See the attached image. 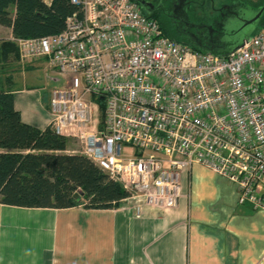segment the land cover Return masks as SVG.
I'll return each instance as SVG.
<instances>
[{
    "label": "built area",
    "instance_id": "2783aa9c",
    "mask_svg": "<svg viewBox=\"0 0 264 264\" xmlns=\"http://www.w3.org/2000/svg\"><path fill=\"white\" fill-rule=\"evenodd\" d=\"M70 2L78 11L60 33L16 40L20 60L64 80L50 125L121 185L123 206L175 208L181 175L201 165L264 211V24L217 56L165 36L134 0Z\"/></svg>",
    "mask_w": 264,
    "mask_h": 264
},
{
    "label": "crops",
    "instance_id": "0c3cea01",
    "mask_svg": "<svg viewBox=\"0 0 264 264\" xmlns=\"http://www.w3.org/2000/svg\"><path fill=\"white\" fill-rule=\"evenodd\" d=\"M30 65L50 69L42 60ZM10 86L22 121L47 128L51 93ZM0 264H264V211L239 205L231 183L193 165L165 213L0 204Z\"/></svg>",
    "mask_w": 264,
    "mask_h": 264
},
{
    "label": "trees",
    "instance_id": "16d2710c",
    "mask_svg": "<svg viewBox=\"0 0 264 264\" xmlns=\"http://www.w3.org/2000/svg\"><path fill=\"white\" fill-rule=\"evenodd\" d=\"M246 4L254 11L264 0ZM77 11L70 0H0V26L11 30V38H0V68L20 59L16 40L58 34L66 18ZM149 17L158 21L165 36L180 42L156 16ZM263 24L264 15L254 33ZM12 82L8 76L0 84V204L49 209L122 207L127 193L121 185L87 157L68 153V139L51 125L39 130L22 121L9 90ZM95 101L103 111V100Z\"/></svg>",
    "mask_w": 264,
    "mask_h": 264
},
{
    "label": "flooded vegetation",
    "instance_id": "af4514ba",
    "mask_svg": "<svg viewBox=\"0 0 264 264\" xmlns=\"http://www.w3.org/2000/svg\"><path fill=\"white\" fill-rule=\"evenodd\" d=\"M143 1L152 4L150 15L161 20V24L165 19L170 21L166 25L169 35L201 52L221 46V40L231 37L253 12L244 0ZM205 9L207 13L198 15L199 10Z\"/></svg>",
    "mask_w": 264,
    "mask_h": 264
},
{
    "label": "rangeland",
    "instance_id": "374dc122",
    "mask_svg": "<svg viewBox=\"0 0 264 264\" xmlns=\"http://www.w3.org/2000/svg\"><path fill=\"white\" fill-rule=\"evenodd\" d=\"M215 1H217V0H215ZM245 1L250 3V4H256L259 2V0H245ZM167 8H168V5H167ZM203 11L204 12L199 10L198 15H202V13H207V9H205ZM248 15L249 14H247V16ZM164 23H165V25H164ZM164 23L162 22V24L166 30V25L169 24L170 21L168 19H165ZM9 37H10L9 31L5 28L2 29L0 32V38L9 39ZM36 61H38V60H36ZM32 68H34V67H31L30 61L29 62H23L20 59L16 63H12V64H9L8 66L0 68V84H2L1 82H4V80L8 76H10L14 80L12 87L19 88V87H22L25 85H27V87H38L42 90L44 96H46V97L53 90L61 89L62 87H64V85H65L64 80L61 79L60 76H58L56 74V72H54L51 69H48V67H44V69L41 68L38 70L37 69L31 70ZM68 149H69L68 153L79 154L80 145H79L78 141L69 139ZM125 152L128 153V150H125ZM181 178H182V175H181Z\"/></svg>",
    "mask_w": 264,
    "mask_h": 264
},
{
    "label": "water",
    "instance_id": "95a60500",
    "mask_svg": "<svg viewBox=\"0 0 264 264\" xmlns=\"http://www.w3.org/2000/svg\"><path fill=\"white\" fill-rule=\"evenodd\" d=\"M136 1L147 15H150L152 13V4L149 2H144L143 0H134ZM264 15V4L259 7L257 10H254L252 14L249 15L247 20H243L242 26L239 30L235 31V33L228 37L225 40H221L222 45L218 46L213 49H209L208 52L212 55L217 56H226L235 50L242 47L243 43L245 41H249L255 31V29L258 27L259 22L261 18ZM77 198V196H75Z\"/></svg>",
    "mask_w": 264,
    "mask_h": 264
}]
</instances>
